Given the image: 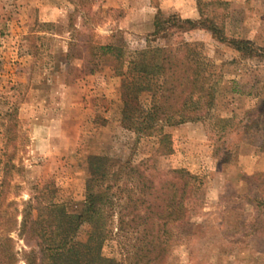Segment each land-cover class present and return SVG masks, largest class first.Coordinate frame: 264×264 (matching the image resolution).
<instances>
[{"label":"rangeland","instance_id":"rangeland-1","mask_svg":"<svg viewBox=\"0 0 264 264\" xmlns=\"http://www.w3.org/2000/svg\"><path fill=\"white\" fill-rule=\"evenodd\" d=\"M158 15L206 20L264 49V0H0V245L13 264L37 251L35 237L14 231L36 198L86 214L87 195L107 186L117 195L101 252L121 261L123 195L112 175L143 162L164 180L199 170L189 171L188 222L169 226L167 264H264V57H244L207 29L172 30L152 45L193 44L214 103L200 122L153 120L160 92L123 95L119 73L147 48ZM91 231L84 223L75 240L87 244Z\"/></svg>","mask_w":264,"mask_h":264},{"label":"trees","instance_id":"trees-1","mask_svg":"<svg viewBox=\"0 0 264 264\" xmlns=\"http://www.w3.org/2000/svg\"><path fill=\"white\" fill-rule=\"evenodd\" d=\"M154 28L148 36L147 48L129 62L125 72L119 73L120 91L127 95L157 88L161 101L153 106L151 118L169 126L205 119L214 103V90L206 82L205 65L193 44L184 42L175 48L167 44L153 46L152 43L167 39L174 29L180 32L207 29L218 41H227L244 57H264L263 48L246 40H227L206 20L158 15ZM100 50L103 54L116 51L117 59L123 56L113 46H102ZM193 100L197 105L191 108L188 104ZM176 102H180V106H174ZM144 168L149 169L148 163L134 166L127 163L112 175L118 193L123 195L116 204L119 209L117 234L125 239L121 261L105 257L101 252L106 237V220L113 217L114 203L111 209L106 203L110 204L109 201L117 195L109 194L113 187L107 186L100 192L87 195L86 214H70L55 202L46 203L36 198L37 203L28 207L20 226L14 230L19 236L31 234L36 238L37 251L31 252V264H167L169 226L177 223L184 227L188 222V201L197 177L187 170H173L172 178L164 180L158 170ZM107 209L111 211L109 217L106 216ZM34 215L36 219H33ZM84 223L92 227L87 244L75 240ZM14 262L13 251L2 249L0 245V264Z\"/></svg>","mask_w":264,"mask_h":264},{"label":"crops","instance_id":"crops-1","mask_svg":"<svg viewBox=\"0 0 264 264\" xmlns=\"http://www.w3.org/2000/svg\"><path fill=\"white\" fill-rule=\"evenodd\" d=\"M178 13L182 14V17H185L184 16V14H185V11L184 10H182V11L181 10H178ZM182 127H188L189 129H198L200 126H199V124H189V125H184ZM188 171H190L191 173H195V172L197 173V172H199L198 169L197 170H188Z\"/></svg>","mask_w":264,"mask_h":264}]
</instances>
